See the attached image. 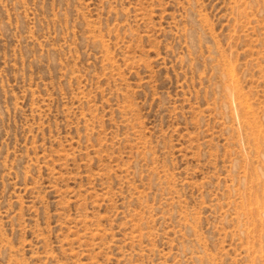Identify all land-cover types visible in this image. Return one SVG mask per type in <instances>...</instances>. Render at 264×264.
<instances>
[{"label":"rangeland","instance_id":"374dc122","mask_svg":"<svg viewBox=\"0 0 264 264\" xmlns=\"http://www.w3.org/2000/svg\"><path fill=\"white\" fill-rule=\"evenodd\" d=\"M0 264H264V0H0Z\"/></svg>","mask_w":264,"mask_h":264}]
</instances>
